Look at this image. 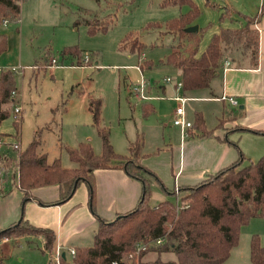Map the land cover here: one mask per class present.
I'll return each mask as SVG.
<instances>
[{"label": "trees", "instance_id": "16d2710c", "mask_svg": "<svg viewBox=\"0 0 264 264\" xmlns=\"http://www.w3.org/2000/svg\"><path fill=\"white\" fill-rule=\"evenodd\" d=\"M21 0H0V26L16 23L20 17ZM187 6L189 11L167 23L166 30L178 39L172 46L173 52L165 59L163 65L181 72L184 90L209 87L211 80L221 71V63L225 59L229 45L241 47L239 59H232L237 66L246 64L255 68L258 62V32L250 29L253 20L246 26L236 29H221L214 34L205 51L198 54L200 37L196 33H187L199 10L191 0H165L163 6ZM80 22L77 21L75 25ZM90 34L104 33L112 23L111 17L84 20ZM147 27H156L157 24ZM128 35L121 48H128L131 53L142 49L141 44L134 42L133 48L128 46ZM137 43V44H135ZM7 50V37L0 35V56ZM239 51V50H238ZM63 55L81 58L76 47L62 51ZM47 63V59L45 61ZM46 66V64H45ZM41 69L43 67L41 66ZM143 72V67H141ZM158 89V88H156ZM16 91V78L10 70L0 73V122L10 116L5 105L13 103L11 93ZM92 125L102 142V152L97 155L89 142H80L76 147L64 146L74 167H65L60 158L49 162L46 153H39V139L35 136L22 151H17L16 159L0 156V169H5L10 162L16 165V176L8 179L2 174V180L11 181L23 193V202L31 198V190L38 187L58 185L59 199L49 203L59 204L67 201L78 185L86 183L89 191V203L94 209V171L97 169L122 168L125 173L142 184V193L137 205L130 211L119 214L118 218L106 221L98 218V227L90 245L75 246V256L69 259L61 254L59 264H111L134 252L138 243H151L163 239L156 247L140 251L137 264H222L230 255L231 249L237 245L241 228L252 218H264V155L252 161L240 153L237 160L227 167L210 174L200 183L179 189L182 193L176 202L164 199L156 206L150 205L151 180L162 186L159 178L139 162L142 140L137 136L128 145V156L116 153L109 140V130L101 126V100L89 101ZM202 119L195 118V127L202 129ZM192 128V127H191ZM241 130H247L240 128ZM247 160L248 163L242 165ZM5 172V171H4ZM168 194L174 192L166 191ZM178 192V194H179ZM177 194V197H178ZM30 230V231H28ZM15 234L25 236L39 235L43 239V251L52 254L55 233L50 228L35 227L28 224L23 217L3 229L0 236ZM149 252L157 255L172 252L174 260L143 259ZM250 260L252 264H264V247L258 234L250 239ZM56 264V263H54Z\"/></svg>", "mask_w": 264, "mask_h": 264}, {"label": "rangeland", "instance_id": "374dc122", "mask_svg": "<svg viewBox=\"0 0 264 264\" xmlns=\"http://www.w3.org/2000/svg\"><path fill=\"white\" fill-rule=\"evenodd\" d=\"M164 1L21 0L19 21L9 23V28L12 27L18 35L15 48L19 52L21 66H36L37 69L14 73L17 94L14 102L7 105L10 116L0 122V134L3 133L10 143L19 142V151L38 135L39 153H46L50 162L60 158L63 166L74 167L75 163L69 160L64 146L76 147L80 142H89L95 154L102 152V142L92 125L88 110L89 101L99 99L102 103L101 126L109 130L110 143L113 142L117 152H126L127 141L135 140L138 135L143 141L145 138L148 148L161 142L163 136L167 140L169 131L161 132V124L166 125L168 117L161 120L155 117L144 118L140 111L141 103H135L128 92L129 87L140 80L141 73L136 70L138 64L146 70L142 74L151 83L150 89L166 77L162 74L167 72H149L148 68L160 66L171 54V47L179 43L177 38L167 32L166 25L186 14L189 7L163 6ZM191 1L199 10L198 17L192 23L198 27L200 37L197 56L205 51L211 37L218 34L220 29L235 26L236 19L238 22L240 20L237 24L239 28L247 24L238 15H232L225 10L227 0ZM246 3L254 8L257 0H247ZM94 16L112 18L106 32L89 33L84 20H91ZM77 21L80 23L75 25ZM154 24L159 27H147ZM255 24L256 19L250 29L253 30ZM130 34L138 39L134 42L143 45L142 49L133 53L128 48H121ZM132 41L130 39L128 42L131 49L134 44ZM69 47H76L81 56L85 53L89 55L87 68L55 69L52 72L53 69L45 67L46 59L48 62L54 57L65 60L67 65H76L77 57L62 54ZM240 52L241 47L229 45L225 55L229 60L239 59ZM80 62L79 65H82ZM154 74L162 76L156 77ZM14 103L21 107L17 118L12 114ZM161 107L166 114L171 109L168 101H162ZM86 135H91L92 141L87 140ZM16 156L17 152L11 148L10 157L16 159ZM247 163L245 160L242 165ZM3 174L8 179L15 178L14 161L5 165ZM8 182L9 180H5L6 184ZM153 183L156 182L151 180V186ZM158 191L160 194L154 193L150 198L152 206L165 198L175 203L182 195L178 192L176 195H167L161 188ZM161 194L165 197H161ZM253 234L259 235L260 243L264 247V218L253 219L241 229L238 245L248 249L249 238ZM39 238L35 234L0 236V264H48L49 253L41 251ZM156 246L158 245L151 242L146 247L150 249ZM67 257L69 258L68 255ZM140 260L141 258L138 259Z\"/></svg>", "mask_w": 264, "mask_h": 264}, {"label": "crops", "instance_id": "0c3cea01", "mask_svg": "<svg viewBox=\"0 0 264 264\" xmlns=\"http://www.w3.org/2000/svg\"><path fill=\"white\" fill-rule=\"evenodd\" d=\"M246 1L227 0L225 10L240 18L258 16L253 27L258 32V62L255 68L246 64L237 66L225 57L223 62L229 61L230 68L226 71L221 69L211 80L209 87L182 91L189 98L185 104V116L192 123V128L187 129L186 134L171 122L177 107V102L171 98L176 92L172 84L161 85L158 89L153 87L150 94L155 98L141 103L140 111L144 118L155 117L161 120L168 117V123L161 124V132L169 131L167 140L163 136L161 142H157L153 148H148L145 138L143 141L140 136L142 146L139 162L152 171L162 183V186L153 183L150 198L154 193L160 194L159 188L164 194L170 195L166 191L175 192L177 189L176 192H179L183 187L194 186L210 174L233 163L240 153L250 160L264 155V0H257L254 8L246 5ZM235 22V26L231 25L230 28L224 29L238 28L240 20L238 22L236 19ZM9 26V24L0 26V35L7 37V50L0 56V70L26 67L19 63V52L15 48L18 35ZM148 69L154 73L167 72L162 75H170L175 79L181 77V72L163 66V63ZM145 71L143 69L142 73ZM154 75L157 77L160 74ZM74 77L78 78L76 74ZM222 94L235 97L238 101L237 106L221 100ZM162 101H168L171 105L168 114L161 107ZM4 108L9 109L7 105ZM132 108L135 110V105ZM196 115L202 119V129L195 127ZM169 122L172 124L168 125ZM241 127L247 130H241ZM0 136L5 142L0 148V156L5 159L10 157L12 147L3 133ZM92 138L91 135H86L87 140L92 141ZM133 141H127L126 152L122 154L115 150L112 140L111 145L120 155H128V145ZM141 193L142 184L138 179L128 176L122 168H107L94 171V209L89 203V191L84 182L78 185L67 201L59 204L49 205L59 199L58 185L34 188L31 190V198L23 202L22 191L11 181L6 184L0 173V229L18 222L23 217L32 226L52 229L55 233L52 254L58 251L67 256L69 248L91 244L99 224L98 218L110 221L119 214L132 210L137 205ZM161 197L165 195L161 194ZM253 219L256 218L251 220ZM250 239L251 237L248 249L246 246L240 247L237 243L222 264H252ZM39 240L42 245L41 251L44 252L41 236ZM149 253L145 259L153 260L157 257L162 260L175 259L172 252L160 255L155 252Z\"/></svg>", "mask_w": 264, "mask_h": 264}, {"label": "built area", "instance_id": "2783aa9c", "mask_svg": "<svg viewBox=\"0 0 264 264\" xmlns=\"http://www.w3.org/2000/svg\"><path fill=\"white\" fill-rule=\"evenodd\" d=\"M5 25V24H4ZM144 55H142L143 57ZM81 61L80 63H82V65H79V63H76V65H67L65 60H61L60 58H51L47 64H46V68L47 69H85L87 68V64L90 61L89 55L88 54H83L80 58ZM86 64V65H83ZM231 64L229 61H224L223 62V66H222V70L226 71L230 68ZM26 69H37L36 66H29V67H23V68H13L10 69L11 72L13 73H19L22 72L23 70ZM136 70L139 71L141 73V77L139 81H136V83L132 84L129 89V96L135 101V103H142L145 100H149L152 98H155V96L150 95V82H148V79H146L141 71V66L140 64H138V67H136ZM3 70H0V73ZM165 84H172L176 94L173 95L171 98L173 100H175L177 102V107L175 108L174 111V117H173V121L172 123L178 127L181 128V131L183 134H186L187 129L192 127V123L191 121H189L186 116H185V104L187 102V100L189 98H187L183 93V84L181 79H175L171 76H166L162 79L161 82L159 83H155L154 88H159L161 85H165ZM17 94V91H13L11 93V97L13 98V102H14V96ZM159 98H163V96H157ZM221 100L223 101H227L230 105L233 106H237L238 101L235 97L232 96H228L226 94H222V96L220 97ZM21 107L19 104L14 103L13 106V112L12 114L14 115L15 118L18 117L19 113H20ZM5 142L3 141V138L0 136V148L1 146L4 144ZM12 149H14L16 152L19 151V142H15V143H10ZM3 173L2 169L1 172ZM177 191V189H176ZM152 243L160 245L161 243H163V239H157L155 241H153ZM148 244L145 243H138L136 245V249L134 252L129 253L126 257L122 258L120 261L123 264H137L138 259H139V253L140 251H143L144 249H146ZM67 254L69 256V259L73 258L75 256V249L74 248H69L67 251ZM60 255L61 253L56 251L53 254H50V260L48 264H59V259H60ZM111 264H120V262L118 261H113Z\"/></svg>", "mask_w": 264, "mask_h": 264}, {"label": "water", "instance_id": "95a60500", "mask_svg": "<svg viewBox=\"0 0 264 264\" xmlns=\"http://www.w3.org/2000/svg\"><path fill=\"white\" fill-rule=\"evenodd\" d=\"M198 31V27L197 26H192L186 29L187 33H196ZM118 218V216L116 217Z\"/></svg>", "mask_w": 264, "mask_h": 264}]
</instances>
